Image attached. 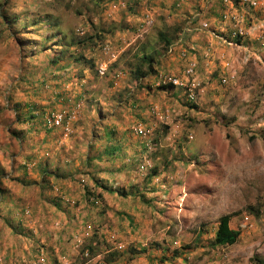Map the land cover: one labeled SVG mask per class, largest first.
Wrapping results in <instances>:
<instances>
[{
    "label": "rangeland",
    "instance_id": "1",
    "mask_svg": "<svg viewBox=\"0 0 264 264\" xmlns=\"http://www.w3.org/2000/svg\"><path fill=\"white\" fill-rule=\"evenodd\" d=\"M214 1L0 0V264L264 259V0H230L238 37ZM143 53L154 72L134 79ZM189 60L192 101L157 83ZM231 212L235 242L211 245Z\"/></svg>",
    "mask_w": 264,
    "mask_h": 264
},
{
    "label": "trees",
    "instance_id": "2",
    "mask_svg": "<svg viewBox=\"0 0 264 264\" xmlns=\"http://www.w3.org/2000/svg\"><path fill=\"white\" fill-rule=\"evenodd\" d=\"M94 35L96 37L98 34H94ZM158 39L162 42V48L166 50L171 43V39L169 37H167L165 34H163L162 32L158 33ZM237 40H238V38H235V41H237ZM138 60H139V62H137L138 64L136 63L134 68L130 71L131 76L134 79H139L146 74H150V73L154 72V70L152 68V62L154 60L150 54H144L143 53L138 57ZM143 64H145V70L142 71ZM170 86H172V85H170ZM108 132H109V130H107L105 132V135L107 137H109ZM119 149L120 148H119L118 144H115L112 146L111 144L107 143L106 146L104 147V151H105L104 153L107 154L108 157H112V155L119 152ZM88 177L91 181L92 188H99L104 192L115 193L116 195H119L122 197H124L130 193L129 191L124 190V188H112L111 186L104 184L101 180H99L97 177H95L92 172H89ZM99 196H100V194L96 193L94 197H99ZM254 213H257V211L254 210ZM232 215L233 214L231 212V213L222 214L218 217L216 229H215L214 234H213L212 239H211V245L223 246V245H231L235 242L237 235H238V231L230 228L228 225L229 219L231 218ZM93 250H94V246H91L90 244H88L86 246V252L92 253ZM129 251H128L129 258H131L134 256V254H133L134 250L132 248H130ZM138 251L143 252L144 249H139ZM174 252L175 253H171V254L176 255V251H174ZM115 255H116V257H118L119 253H117V254L115 253ZM112 257L107 258V259L104 258V262H107V263L111 262ZM256 263L257 264H264V259H256Z\"/></svg>",
    "mask_w": 264,
    "mask_h": 264
},
{
    "label": "built area",
    "instance_id": "3",
    "mask_svg": "<svg viewBox=\"0 0 264 264\" xmlns=\"http://www.w3.org/2000/svg\"><path fill=\"white\" fill-rule=\"evenodd\" d=\"M229 2L230 0H221L219 17L221 18L222 21L227 20L228 22H231L233 24L231 37H238L242 35L241 27L238 25L240 19L235 10H231L230 8H228ZM237 3L248 7H255L257 2L256 0H238ZM144 15H145L144 22L150 24L151 19L149 18L147 13H145ZM181 55H184L183 51ZM193 68H194V62L189 60L187 63L184 64L179 75L172 76V75L160 74L158 76L157 83L160 85L170 84L175 88L176 87L180 88L184 92L186 98L192 101L195 98V87L197 85V82L193 74ZM105 70H106L105 62H99L96 66L97 73L99 75H102L104 74ZM44 118H46L47 121L46 123L49 127H63L65 130H67V127L62 125L64 123V116L62 112L50 111L49 113L45 114ZM132 129L136 134L146 133L145 132L146 130L143 129L141 126H135ZM139 168L140 169L143 168V164H140ZM243 219L246 221L247 216H243Z\"/></svg>",
    "mask_w": 264,
    "mask_h": 264
},
{
    "label": "crops",
    "instance_id": "4",
    "mask_svg": "<svg viewBox=\"0 0 264 264\" xmlns=\"http://www.w3.org/2000/svg\"><path fill=\"white\" fill-rule=\"evenodd\" d=\"M153 1V0H152ZM177 0H166V2L167 3H174L175 4V2H176ZM185 4H189V3H193L194 5L195 4H201L202 3V1L203 0H182ZM205 2H209V4L212 6V5H214V4H216V2L214 1V0H204ZM214 1V2H213ZM155 4H157V3H155ZM157 5H159V4H157ZM162 5H165L164 3H162ZM217 5V4H216ZM217 9V8H216ZM145 13V12H144ZM143 13V14H144ZM180 17H182V16H180ZM176 43V42H175ZM178 47H180V45L179 46H177V48Z\"/></svg>",
    "mask_w": 264,
    "mask_h": 264
}]
</instances>
